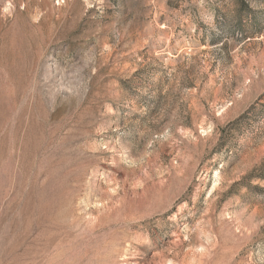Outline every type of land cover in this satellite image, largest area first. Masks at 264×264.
I'll list each match as a JSON object with an SVG mask.
<instances>
[{
	"label": "rangeland",
	"instance_id": "374dc122",
	"mask_svg": "<svg viewBox=\"0 0 264 264\" xmlns=\"http://www.w3.org/2000/svg\"><path fill=\"white\" fill-rule=\"evenodd\" d=\"M0 264H264V0H0Z\"/></svg>",
	"mask_w": 264,
	"mask_h": 264
}]
</instances>
